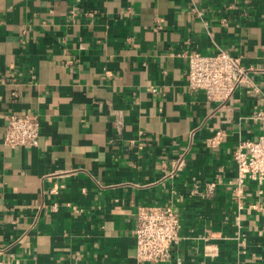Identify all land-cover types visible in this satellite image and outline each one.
Masks as SVG:
<instances>
[{
    "label": "crops",
    "instance_id": "0c3cea01",
    "mask_svg": "<svg viewBox=\"0 0 264 264\" xmlns=\"http://www.w3.org/2000/svg\"><path fill=\"white\" fill-rule=\"evenodd\" d=\"M221 49L248 69L224 106L187 81ZM260 110L264 0H0V264H264V186L236 196L233 158ZM13 112L37 145L4 143ZM167 204L181 238L141 262L138 207Z\"/></svg>",
    "mask_w": 264,
    "mask_h": 264
},
{
    "label": "built area",
    "instance_id": "2783aa9c",
    "mask_svg": "<svg viewBox=\"0 0 264 264\" xmlns=\"http://www.w3.org/2000/svg\"><path fill=\"white\" fill-rule=\"evenodd\" d=\"M187 81L192 90L203 91L206 97L222 106L227 104L237 88L248 81V69L239 56L221 49L211 54L191 51L188 54ZM254 118H263L258 111ZM40 118L35 112L11 113L8 116L3 140L8 146H35L40 138ZM223 138L220 132L207 139L218 146ZM237 163L235 192L241 196L246 182H255L262 192L264 186V133L241 140L233 152ZM181 159L178 167L183 162ZM213 183L208 186L209 190ZM136 258L141 262L162 263L171 258L176 242L181 238V220L171 205H141L136 214Z\"/></svg>",
    "mask_w": 264,
    "mask_h": 264
}]
</instances>
